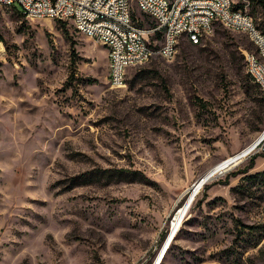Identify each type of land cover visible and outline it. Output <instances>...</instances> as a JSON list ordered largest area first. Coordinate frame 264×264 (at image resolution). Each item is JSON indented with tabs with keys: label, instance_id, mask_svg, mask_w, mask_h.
<instances>
[{
	"label": "rangeland",
	"instance_id": "rangeland-1",
	"mask_svg": "<svg viewBox=\"0 0 264 264\" xmlns=\"http://www.w3.org/2000/svg\"><path fill=\"white\" fill-rule=\"evenodd\" d=\"M213 30L113 88L105 47L72 23L0 11V264H152L186 192L264 131L254 45ZM248 155L198 190L159 264H264V155Z\"/></svg>",
	"mask_w": 264,
	"mask_h": 264
},
{
	"label": "built area",
	"instance_id": "built-area-1",
	"mask_svg": "<svg viewBox=\"0 0 264 264\" xmlns=\"http://www.w3.org/2000/svg\"><path fill=\"white\" fill-rule=\"evenodd\" d=\"M245 3L249 4V0H171L170 3L162 0H0V11H18V7L20 14L29 19L78 23L77 33L105 47L111 87L125 88L120 64H127L129 69L133 65L143 66L155 57L156 51H165L171 60L172 38L187 41V37H194L201 29H210L213 33V22H220L227 30L240 27L243 35L264 54V29L254 31ZM168 4H175L174 13H167ZM99 13L115 14L116 24L129 26L130 35L117 34L115 24L97 22ZM171 17H178V24H171ZM3 52L0 34V54ZM248 65L264 85L262 67L255 65L251 56ZM251 146L247 157L264 155V131Z\"/></svg>",
	"mask_w": 264,
	"mask_h": 264
},
{
	"label": "bare ground",
	"instance_id": "bare-ground-1",
	"mask_svg": "<svg viewBox=\"0 0 264 264\" xmlns=\"http://www.w3.org/2000/svg\"><path fill=\"white\" fill-rule=\"evenodd\" d=\"M171 0H162V3H170ZM175 12V4H168L167 5V13H174ZM97 22H107V24H115V31L117 34L120 35H130V28L127 25L123 24H116V15L115 14H106V13H99L97 15ZM250 23L252 25V28L255 32H263V30L259 29L258 26L254 23V21L250 18ZM76 31H78V23H72ZM171 24H178V17H171ZM215 25H220V22H213V29ZM226 28V26H223ZM231 31L243 33V30H240V27H231ZM211 32L210 29H201L200 32H195L194 37H187V41L191 45H198L204 37L209 35ZM179 38H172L171 48H170V56L171 59H173L176 55L177 46H178ZM256 52L250 53L245 52V62L247 65L248 74L252 78L253 82L257 87L259 88V91L262 95V98L264 99V85L261 83V80L258 79V74L251 71V68L248 64H250V56L254 58L255 65H259V67H262V71H264V54H261L260 49L256 44H253ZM158 57H160L163 60L169 61L168 55L165 51H156V54ZM148 62V61H147ZM141 65H133V67H138ZM127 64H120V72H121V82H124V86H126L127 82ZM263 135V133H262ZM261 135V136H262ZM257 141H255L252 144H256ZM252 146L249 145L248 147L244 148L234 156L228 158L227 160L221 162L220 164L213 167L211 170H209L197 183H195L187 192V198L183 204V206L179 209L175 221L171 227L172 232H177L178 228L180 227L184 217L186 216V213L188 211V208L194 198V196L197 194L198 190L204 186L207 182L213 180L215 177L222 175L228 168H230L232 165L236 164L238 161H240L242 158H244L248 153L250 152ZM203 179V181L197 186V184ZM197 186V187H196ZM196 187V188H195ZM192 199V200H191ZM190 202V203H189ZM189 204V206H188ZM175 236V235H174ZM172 241V240H171ZM170 244V243H169ZM163 258V257H162ZM162 260V259H161ZM161 262V261H160Z\"/></svg>",
	"mask_w": 264,
	"mask_h": 264
},
{
	"label": "trees",
	"instance_id": "trees-1",
	"mask_svg": "<svg viewBox=\"0 0 264 264\" xmlns=\"http://www.w3.org/2000/svg\"><path fill=\"white\" fill-rule=\"evenodd\" d=\"M252 2L257 3V5H260L261 9L264 10V0H250ZM18 13H20L19 11H17ZM259 29L263 30L264 29V21L262 23V28H260L258 26ZM250 91L253 95V99L254 102L256 103V105L259 107V114L261 116L260 122L261 124L264 122V99L262 98V95L259 91V88L257 87V85L255 86H251L250 87ZM254 168V161L253 159L250 160V163L248 164V166L241 172V173H235L234 175H231V177H236L239 174H247L249 172V170ZM126 172L119 170V171H111V170H104L103 171V175L104 177L107 178L108 181L111 180H115V181H120V182H127V181H131L128 179L127 176H125ZM103 177V178H104ZM248 178H253V176H248ZM92 179L88 178L87 174H81L78 175L76 177H74L73 179H71V185L70 188H74L77 186H81V185H86L88 183L91 182ZM228 178H226V180L222 183V185L226 186L228 185ZM208 186L205 185L204 186V190L207 189ZM245 229H249V230H253L255 229V227L252 226H243ZM165 238V234L162 235L161 239Z\"/></svg>",
	"mask_w": 264,
	"mask_h": 264
},
{
	"label": "water",
	"instance_id": "water-1",
	"mask_svg": "<svg viewBox=\"0 0 264 264\" xmlns=\"http://www.w3.org/2000/svg\"><path fill=\"white\" fill-rule=\"evenodd\" d=\"M202 181H203V179L197 184V186H198ZM197 186H196V187H197ZM196 187H195V188H196ZM191 200H192V199H191ZM189 203H190V202H189ZM188 206H189V204H188ZM174 235H175V232H172V231H170V232L167 233V235H166V237H165V240L163 241L162 246H161V248L159 249V251H158L156 257L154 258L152 264H159V263H160V261H161L163 255H164V253L166 252V249H167V247L169 246V243H170L171 240L173 239Z\"/></svg>",
	"mask_w": 264,
	"mask_h": 264
},
{
	"label": "crops",
	"instance_id": "crops-1",
	"mask_svg": "<svg viewBox=\"0 0 264 264\" xmlns=\"http://www.w3.org/2000/svg\"><path fill=\"white\" fill-rule=\"evenodd\" d=\"M128 74V73H127Z\"/></svg>",
	"mask_w": 264,
	"mask_h": 264
}]
</instances>
